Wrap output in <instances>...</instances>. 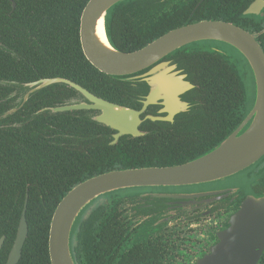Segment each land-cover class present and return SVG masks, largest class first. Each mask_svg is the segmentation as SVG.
<instances>
[{
  "label": "trees",
  "instance_id": "1",
  "mask_svg": "<svg viewBox=\"0 0 264 264\" xmlns=\"http://www.w3.org/2000/svg\"><path fill=\"white\" fill-rule=\"evenodd\" d=\"M13 1L14 8L11 0H0V42L3 44L0 47V115L21 103L27 91L24 83L57 76L70 79L111 102L138 108L135 95L129 97L124 92V85L129 81L99 71L83 54L79 25L88 0ZM249 1L133 0L119 5L111 14L107 22L109 37L118 49L133 51L168 30L202 19L225 20L242 27L238 16L243 15L241 12ZM257 39L264 50V32ZM222 61L224 77L199 78L192 82L204 94L208 108L210 105L228 108V126L218 139L195 154L231 133L249 108L246 72ZM128 88L132 94L139 92V87ZM79 96L80 93L66 84H52L30 94L17 111L0 119V237L5 236L0 263L6 261L14 242L26 195L28 235L17 264H51L50 221L65 193L93 175L147 164L128 156L111 160V145L95 135L100 132L96 128L104 125L94 121L88 111L42 110ZM115 153L120 154L116 150ZM256 164V181L264 191V157ZM96 202L97 199L81 212L72 230L71 252L76 264H79L76 242L82 231L83 216L91 206L88 216L98 214ZM90 223H85L86 230ZM257 264H264V251Z\"/></svg>",
  "mask_w": 264,
  "mask_h": 264
},
{
  "label": "water",
  "instance_id": "2",
  "mask_svg": "<svg viewBox=\"0 0 264 264\" xmlns=\"http://www.w3.org/2000/svg\"><path fill=\"white\" fill-rule=\"evenodd\" d=\"M130 1L133 0H88L81 12L79 36L84 56L99 71L120 80L145 81L149 92L141 109L111 102L70 79L57 76L24 83L27 91L21 103L2 113L0 119L17 111L30 94L62 83L75 89L87 102H69L42 110L96 109L99 113L94 114L92 119L116 129L118 133L115 137L125 133L140 135V115L147 105L162 100L166 107L185 109L187 103L181 100L180 95L194 87L185 79L186 74L175 70V64L163 59L187 46L211 41L227 44L246 64L245 83L250 76L253 89L249 108L231 133L193 159L167 166L111 169L73 186L60 199L51 217L48 235L51 264H76L71 252L73 227L81 212L99 196L132 187L193 186L214 182L255 165L264 157V50L254 34L229 21L202 19L168 30L139 49L122 51L112 43L107 22L116 7ZM263 2L254 1L244 14L257 12ZM11 3L14 8L15 2L11 0ZM100 20L105 39L98 32ZM225 60L243 73L238 60L231 57H225ZM145 118L159 119L153 115ZM26 206L27 195L14 242L6 261L1 264H17L21 258L28 235ZM217 234L219 241L195 264H257L264 251V191L256 195L247 194L239 208L230 215L228 226ZM4 239L2 235L0 250Z\"/></svg>",
  "mask_w": 264,
  "mask_h": 264
},
{
  "label": "flooded vegetation",
  "instance_id": "3",
  "mask_svg": "<svg viewBox=\"0 0 264 264\" xmlns=\"http://www.w3.org/2000/svg\"><path fill=\"white\" fill-rule=\"evenodd\" d=\"M254 1L248 2L241 12L243 15ZM261 5L255 13L238 16L242 28L253 33L256 39L264 32V2ZM225 57L241 59L227 44L211 41L187 46L163 59L175 64V70L186 74L185 79L193 83L192 89L180 95L187 107L169 108L162 100L147 105L140 115L142 121L138 130L141 133L137 136L125 133L115 137L118 131L104 124L96 128L100 132L95 135L111 145V160L128 156L147 163L136 167L174 165L193 159L219 143L224 137L195 154L225 132L228 108L223 105L208 108L204 94L192 81L224 77L221 64ZM201 71L206 73L201 74ZM129 82L124 85V92L129 97L135 95L139 103L135 109L139 110L149 87L141 79ZM129 86L139 87V92L132 94ZM248 88L250 99L253 91L250 76ZM84 101L87 102L81 95L71 103ZM74 110L88 111L92 116L99 113L96 109ZM147 115L159 119L145 118ZM113 146H117L115 150L119 155ZM177 160L184 161L176 163ZM261 191L258 181L249 190L210 182L194 186L144 187L129 194L101 195L96 202L98 214L88 216L91 206L83 216L82 231L76 242L79 264H195L219 241L217 233L228 226L230 215L239 208L244 197ZM89 221L90 227L86 230L84 225Z\"/></svg>",
  "mask_w": 264,
  "mask_h": 264
},
{
  "label": "rangeland",
  "instance_id": "4",
  "mask_svg": "<svg viewBox=\"0 0 264 264\" xmlns=\"http://www.w3.org/2000/svg\"><path fill=\"white\" fill-rule=\"evenodd\" d=\"M246 64L243 63L242 59H238V66L242 68L246 72ZM256 165H252L234 175L228 176L223 179H219L217 181H214L212 183H217L222 186H228V187H233L235 189H244V190H249L250 186L255 182V179L257 178L256 174ZM210 183V182H208ZM207 184V183H204ZM202 185V184H201ZM194 186V185H193ZM143 188H124L120 190H115L112 193L108 194H103V196H109V195H114V194H129L132 192H136L139 190H142Z\"/></svg>",
  "mask_w": 264,
  "mask_h": 264
},
{
  "label": "bare ground",
  "instance_id": "5",
  "mask_svg": "<svg viewBox=\"0 0 264 264\" xmlns=\"http://www.w3.org/2000/svg\"><path fill=\"white\" fill-rule=\"evenodd\" d=\"M98 32L101 35V37L103 39H105L104 31H103V22H102V20L99 21Z\"/></svg>",
  "mask_w": 264,
  "mask_h": 264
}]
</instances>
